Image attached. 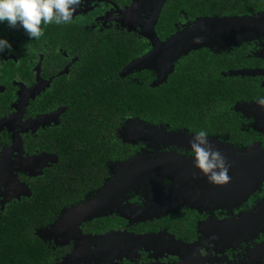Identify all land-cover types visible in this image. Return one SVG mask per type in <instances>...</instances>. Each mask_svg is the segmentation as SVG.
<instances>
[{
  "label": "flooded vegetation",
  "instance_id": "obj_1",
  "mask_svg": "<svg viewBox=\"0 0 264 264\" xmlns=\"http://www.w3.org/2000/svg\"><path fill=\"white\" fill-rule=\"evenodd\" d=\"M151 1L126 8L125 0H85L70 23H42L43 35L33 39L22 29L0 23V37L12 45L0 53V218L30 199L31 184L57 168L59 150L75 154L74 141L67 148L61 146L58 131L67 120L74 126L89 113L94 95L104 88V72L99 76L97 69L104 64L106 32L147 41L151 50L141 34L151 16ZM183 21L189 20L181 15L176 30ZM201 50L230 54V66L218 75L232 79L234 93L180 126L159 125L146 134L142 127L151 125L136 121L126 137L116 136L111 148L104 145L106 175L103 170L97 187L75 184V178L88 176V171L60 172L67 173L71 184L56 187L60 200L52 205L53 222L62 223L53 230L50 221L39 232L40 264H264V230L247 235L235 223L264 198V180L249 194L247 189L237 192L241 177L228 167L229 181L213 185L193 166L189 148L191 135L203 128L208 133L205 147L218 150L226 165L231 153L242 156L252 146L264 149V106L257 104L264 96V36L226 51ZM124 69L120 76L137 83L143 71L157 77L151 69ZM204 69L212 76L218 70ZM131 160L136 164L132 169L124 164ZM12 170L21 185L7 184ZM115 176L122 177L120 185L104 192V203L96 207L112 212L81 222L77 231L76 220L66 218L68 211L94 202ZM196 185L206 190L200 193ZM208 193L213 203H208ZM100 236L104 252L84 249Z\"/></svg>",
  "mask_w": 264,
  "mask_h": 264
},
{
  "label": "trees",
  "instance_id": "obj_2",
  "mask_svg": "<svg viewBox=\"0 0 264 264\" xmlns=\"http://www.w3.org/2000/svg\"><path fill=\"white\" fill-rule=\"evenodd\" d=\"M125 1L126 8L138 2ZM260 12H264V0H164L154 32L160 41L166 40L177 31L175 23L181 15L186 16L190 25L204 17L251 16ZM106 34L104 64L101 63L97 69L99 76L104 72V88L94 95L89 113L79 118L74 126L67 120L65 128L58 131L61 146L67 148L74 141L75 154L72 155L70 151L65 154L59 150V165L51 168L49 175L44 174L43 179L31 184L30 199H25L1 215L0 264H40V257L37 256V250L41 247L39 232L45 231L46 225L55 219L52 205L60 200L56 196V187L71 184L67 173L60 172L88 171V176L76 177L75 184L93 188L101 185L102 171L105 169L104 145L108 148L113 146L111 140L119 137L122 127L119 131L117 129L124 122L123 125L135 119L156 128L159 125L180 126L191 116L197 119L204 112L212 111L225 95L234 93L232 79L218 75L219 71L230 66V54L204 53L202 48L190 50L173 60L171 72L162 84L152 86L155 80L148 71L138 75L140 83L119 74L121 69L148 52L149 42L127 38L124 33L121 36L118 31H108ZM203 67L218 70L212 76L211 71ZM207 75L212 78L207 79ZM103 139H107L106 142ZM38 186L45 189H37ZM52 222L49 223L50 228L57 223Z\"/></svg>",
  "mask_w": 264,
  "mask_h": 264
},
{
  "label": "water",
  "instance_id": "obj_3",
  "mask_svg": "<svg viewBox=\"0 0 264 264\" xmlns=\"http://www.w3.org/2000/svg\"><path fill=\"white\" fill-rule=\"evenodd\" d=\"M137 1L141 2L142 0ZM163 1L164 0L151 1V3H155V7L151 12L150 19L145 23L146 25L142 27L144 31L141 34L150 41L152 46L151 50L139 59L132 61L123 71H131L133 69H151L156 71L157 77L152 83V86L162 84L166 80L167 74L171 72V63L173 60L182 54H186L190 50L203 47L227 49L238 46L242 42L251 41L264 36V12H260L251 16L199 18L190 25L186 24L181 30H177L166 40L160 41L154 32V26ZM136 121L135 119L127 121L125 126L120 130L119 137H126L132 131V127H134L133 124ZM153 129L157 130L156 127H152L151 129L142 127V130L145 131L146 134H149V132L152 133ZM231 154L232 157L228 158L227 166L233 169L235 168L234 171L237 172H235L237 177H241L239 178L240 182L238 180L236 186L237 192H243L244 189H247L245 193L247 194V192L259 188L264 179V149H261L259 146H252L248 148L247 152L242 156L235 155L234 153ZM42 159L44 160L42 157L39 158V160ZM133 163V160H131L124 164L132 165ZM116 165H114V167H116ZM110 169L112 171V166H110ZM114 169L115 168H113V171L116 170ZM147 170L149 169H146V171ZM132 177L133 176H131V178ZM121 178V176H115L112 182L105 184L98 198L95 200L96 202H87L86 204L68 211L71 220H76L77 231H79L78 225L81 222L112 212L111 208L104 209L103 207L102 209L101 207H96L104 203L102 199L104 192H107L112 186H117L118 183V186L120 185V180H123ZM8 180L7 184L9 185H21L13 174V170ZM121 184H123V182H121ZM108 186L110 187L107 188ZM61 223L62 222L59 220L51 229L55 230ZM235 223L253 236H256L257 233L264 230V198L257 204L253 212L239 215ZM102 238H104V236H102ZM94 258L96 259V257Z\"/></svg>",
  "mask_w": 264,
  "mask_h": 264
},
{
  "label": "clouds",
  "instance_id": "obj_4",
  "mask_svg": "<svg viewBox=\"0 0 264 264\" xmlns=\"http://www.w3.org/2000/svg\"><path fill=\"white\" fill-rule=\"evenodd\" d=\"M85 0H0V23L8 28L22 29L29 38L43 35L41 24H68L73 13ZM11 50V43L0 37V53ZM257 104L264 106V96L257 99ZM208 144V133L201 128L196 130L189 140L193 166L213 185L226 184L230 177L228 166L221 153Z\"/></svg>",
  "mask_w": 264,
  "mask_h": 264
},
{
  "label": "rangeland",
  "instance_id": "obj_5",
  "mask_svg": "<svg viewBox=\"0 0 264 264\" xmlns=\"http://www.w3.org/2000/svg\"><path fill=\"white\" fill-rule=\"evenodd\" d=\"M180 23V22H179ZM186 25V22L185 21H183L182 22V24L179 26V28L178 29H181V28H183L184 26ZM129 166H131L130 167V169H132V168H134L135 166H136V164L135 163H133L132 165L130 164ZM117 170H119L118 168H117ZM205 186H203V185H196L195 186V189H197V190H200L199 192L200 193H202V192H204L206 189H203ZM209 192V191H208ZM187 198V196L185 195V197L182 199L183 201H186L185 199ZM210 202H212L213 203V201H212V199H211V195H210V193H208V203H210ZM61 225H59L58 227H60ZM57 228V227H56ZM55 228V229H56ZM247 235H249V234H247ZM108 237V236H107ZM108 238H112V237H108ZM88 248H90V249H94V251H96V252H104V238H102V236H100V237H98V238H94V240L93 241H91V242H89V243H87L85 246H84V249H88Z\"/></svg>",
  "mask_w": 264,
  "mask_h": 264
},
{
  "label": "bare ground",
  "instance_id": "obj_6",
  "mask_svg": "<svg viewBox=\"0 0 264 264\" xmlns=\"http://www.w3.org/2000/svg\"><path fill=\"white\" fill-rule=\"evenodd\" d=\"M151 4V12H152V10L154 9V7H155V3L154 2H152V3H150ZM66 218H70V215H68Z\"/></svg>",
  "mask_w": 264,
  "mask_h": 264
}]
</instances>
